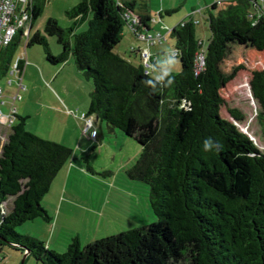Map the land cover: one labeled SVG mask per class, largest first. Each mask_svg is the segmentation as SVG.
I'll use <instances>...</instances> for the list:
<instances>
[{
	"label": "trees",
	"instance_id": "16d2710c",
	"mask_svg": "<svg viewBox=\"0 0 264 264\" xmlns=\"http://www.w3.org/2000/svg\"><path fill=\"white\" fill-rule=\"evenodd\" d=\"M31 1L33 26L50 0ZM217 3L216 12L208 10L206 50L192 17L170 31L174 58L183 62L179 73L163 71L153 57L150 65L156 70H149L143 62L135 65L115 52L124 26L132 23L137 0H79L66 12L74 22L67 30L49 19L44 32L57 38L63 48L59 56L51 53L45 35L37 32L29 39L28 47L43 46L53 65L72 57L93 84L87 116L138 142L141 154L128 175L148 185L156 221L84 248L74 237L62 253L20 235L17 229L28 222L51 221L41 203L74 153L28 132V117L17 115L7 140L0 142V264L6 252L26 250L41 264H264V153L221 115L226 105L222 90L238 72L231 77L222 72L228 44L244 37L264 52V16L256 12L257 0ZM141 22L137 36L150 28ZM85 23L87 30L77 33ZM22 39L20 31L9 46L0 48V81L10 74ZM250 86L264 121V70L253 73ZM230 114L236 122L244 121L238 110ZM209 138L214 147L206 151ZM230 156L249 166L245 194L235 193L240 169ZM85 160L93 173L89 157Z\"/></svg>",
	"mask_w": 264,
	"mask_h": 264
},
{
	"label": "rangeland",
	"instance_id": "374dc122",
	"mask_svg": "<svg viewBox=\"0 0 264 264\" xmlns=\"http://www.w3.org/2000/svg\"><path fill=\"white\" fill-rule=\"evenodd\" d=\"M218 1L222 0H137V8L147 10L157 21L153 24L156 30L154 33L166 35L167 39L163 44L165 53L159 55L163 71L179 73L183 68L182 60L174 58L175 39L169 35V31L189 17L196 23V36L202 44V50L207 49L210 39L208 10L216 12L213 5ZM257 2L256 12L264 16V0ZM78 3L79 0H50L36 20L34 31L39 30L45 35V26L51 18L56 19L62 29H70L74 22L67 17L66 12ZM162 4L164 9L174 10L170 14L163 12L161 20L158 14L163 10ZM86 30L85 23L76 32ZM134 33L129 25H125L123 40L115 52L135 65L142 62L145 64L139 55L135 57L133 50H140V47L144 56L146 43ZM46 38L51 53L54 56L61 55L63 48L57 38ZM27 44L26 40L21 41L14 57L15 60L25 56L31 66L28 74L23 77L25 90L21 92L22 99L16 102V106L18 109H26L24 112L29 116L26 125L28 132L65 146L71 144L76 169L71 184L64 188L62 185L58 190L51 189L41 203L53 222L55 216L60 214L56 227L51 226L53 223L37 219L19 227L17 232L23 236L31 234L30 236L43 242L46 248L62 253L67 250V245L74 237L79 238L81 247L84 248L95 240L154 223L156 218L150 206L148 185L128 175L129 169L141 154L138 142L117 129L110 130L106 123L97 121L94 117L97 137L91 141L87 136L84 137L85 122L80 115L89 111L92 82L77 68L73 70L74 62H71V58L65 64L53 65L47 60L43 46L28 47ZM169 60L175 62L169 64ZM148 69L156 70V67L150 66ZM221 69L226 77H231L238 71L235 78L222 90L226 104L221 110L222 117L234 123L264 153V121L259 119L260 107L250 86L253 73L264 70V52H259L250 39L241 37L229 42L227 57ZM10 79L13 78L9 74L0 81V86L5 91L15 93L16 86H8ZM0 107L7 111L5 106ZM233 109L244 117L243 122H236L231 117L230 110ZM85 157H89L93 173L87 170ZM229 160L234 167L240 169L235 193L245 194L249 187V166L237 157L230 156ZM211 180L217 183L216 179ZM8 254L6 252L5 256ZM23 258L24 256L17 264H22ZM24 264H37V261L31 257Z\"/></svg>",
	"mask_w": 264,
	"mask_h": 264
},
{
	"label": "built area",
	"instance_id": "2783aa9c",
	"mask_svg": "<svg viewBox=\"0 0 264 264\" xmlns=\"http://www.w3.org/2000/svg\"><path fill=\"white\" fill-rule=\"evenodd\" d=\"M221 1H218L217 4H220ZM31 0H0V48H5L10 45L13 41V38L18 34V32H23V38H27L29 35V27H31L30 21V7ZM132 14H130L131 16ZM127 15V17H130ZM130 28L137 32L136 28H141L142 22L140 18L132 16ZM171 31V30H170ZM169 31V34H170ZM139 37L145 40L148 44H162L166 42V35L162 33L156 34H142L139 32ZM175 52V51H174ZM176 52L174 53V56ZM145 62V66L150 67V60L152 55L145 51L144 56H142ZM203 55H199V59L202 60ZM26 65L27 59L25 56L18 57L14 60L10 75L13 79L8 80V86H16L18 88V93L13 97V104L10 106L8 113H5L0 107V127L6 126L11 129L16 122V116L18 115L17 108L15 103L21 101L22 96L21 92L25 90V87L22 84V73L21 64ZM3 96V89L0 86V100ZM2 105V103H1ZM80 118L85 122V133L88 134L92 139L97 137V131L94 130V121L92 118H89L86 113H82ZM5 137L0 133V142L4 143Z\"/></svg>",
	"mask_w": 264,
	"mask_h": 264
},
{
	"label": "crops",
	"instance_id": "0c3cea01",
	"mask_svg": "<svg viewBox=\"0 0 264 264\" xmlns=\"http://www.w3.org/2000/svg\"><path fill=\"white\" fill-rule=\"evenodd\" d=\"M49 3V2H48ZM162 8H163V10H161L160 12H159V16H160V19L162 20L163 19V17L160 15V13L161 14H163V12H167V14H170L173 10H174V8H166V9H164V6H163V4H162ZM134 16L135 17H138V18H140V20L141 21H144V22H146L148 25H149V29H146L145 30V34H155L154 32L156 31L155 30V28L153 27V24L155 25V23L157 22V21H155L154 20V18H152V16L150 15V13L147 11V10H139L138 8H137V6H136V8H135V10H134ZM142 18H146V20H142ZM147 18H149V19H147ZM36 23V22H35ZM35 23L33 24V26H31V27H29V35H28V37L27 38H23L22 39V41L23 40H26L27 42H29V39L35 34V33H37V32H39V33H41V31H39V30H37V31H34L35 30ZM85 25V24H84ZM83 25V26H84ZM142 29H144V28H142ZM140 39L142 40V41H144L145 43V50L144 51H148L151 55H152V57H153V59H157V61H158V64L160 65V67H161V64L159 63L160 62V57H159V55L161 54V53H165V50L163 49V44L165 43H162V44H154V45H150V44H148L145 40H143L141 37H140ZM27 46H28V44H27ZM139 51H140V53H138V52H136V53H134L135 54V57H138L137 55H139V58H140V60H142V50H141V48L139 47ZM143 49V48H142ZM136 50V49H135ZM70 60V59H69ZM72 60H73V62H74V59L71 57V62H72ZM27 62H28V59H27ZM72 64V63H71ZM45 66V65H44ZM31 66L27 63L25 66H24V69H23V73H22V80H23V77H25V75H27L28 74V72H29V68H30ZM72 68H73V70H76V68H77V66L75 65V63H74V65H72ZM162 68V67H161ZM78 70V69H77ZM162 70H163V68H162ZM79 71V70H78ZM80 72V71H79ZM52 78V77H51ZM54 81V83L56 82V78H54L53 79ZM13 87V86H12ZM3 89V88H2ZM16 92L15 93H11V91H5L4 89H3V96H2V99L0 100V106H5L6 108H7V111H4L5 113H8L9 112V110H10V106H12V104H13V97L18 93V88L16 87ZM90 99H91V95H90ZM1 103H2V105H1ZM15 107L17 108V112H18V115L19 116H21L22 114L23 115H27V114H25L26 112H24V111H26V109L24 108V107H21L20 109H18V107L16 106V103H15ZM77 107H81L80 105H77ZM82 113H85V112H82ZM26 117H29L28 115L26 116ZM94 130H96L95 129V126H94ZM10 132H11V129H9V128H7L6 126H2V127H0V133L2 134V136L3 137H5V140H7V137L9 136V134H10ZM83 135H84V137H86L89 141H91V137L88 135V134H86L85 133V131H84V133H83ZM67 147H69L70 149H71V144L68 146V145H66ZM75 159H72V162H70L61 172H59V174L56 176V178H55V180H54V182H53V184H52V187H51V189H53V188H56L57 190H58V188L59 187H61L62 188V185H63V188L64 187H66L67 185H69V184H71V179L72 178H74V170L76 169V163L75 162H73ZM82 171V170H81ZM82 173H84L83 171H82ZM59 216H60V214H58V215H56L55 216V222H53L52 220H53V218H51V221L49 222V223H53L51 226L53 227V228H55L56 227V225H57V223H58V218H59ZM29 235H31V234H29ZM24 254H25V252L24 253H20V252H13V253H10V254H8L7 256H5V260L1 263V264H3V263H5V264H17V263H19L20 261H21V258H22V256H24ZM6 257H7V259H6ZM32 256L29 254L28 256H27V258L25 259V262L27 261H29L30 260V258H31ZM8 261V262H7ZM24 262V263H25ZM37 264H41V263H39V262H37Z\"/></svg>",
	"mask_w": 264,
	"mask_h": 264
},
{
	"label": "clouds",
	"instance_id": "9594fccd",
	"mask_svg": "<svg viewBox=\"0 0 264 264\" xmlns=\"http://www.w3.org/2000/svg\"><path fill=\"white\" fill-rule=\"evenodd\" d=\"M174 62H175L174 60H169V61H168L169 64H172V63H174ZM153 86H154V85H153ZM213 147H214V142L211 140V138L206 139V140L204 141V148H205L206 151H208V150H212ZM216 147H218V145H216Z\"/></svg>",
	"mask_w": 264,
	"mask_h": 264
},
{
	"label": "water",
	"instance_id": "95a60500",
	"mask_svg": "<svg viewBox=\"0 0 264 264\" xmlns=\"http://www.w3.org/2000/svg\"><path fill=\"white\" fill-rule=\"evenodd\" d=\"M30 254V252L28 250L25 251V254H24V258H23V262L22 264H24L25 262V259L27 258V256Z\"/></svg>",
	"mask_w": 264,
	"mask_h": 264
}]
</instances>
